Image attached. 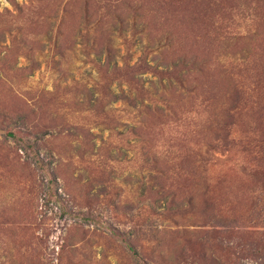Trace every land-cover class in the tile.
Instances as JSON below:
<instances>
[{
	"label": "rangeland",
	"instance_id": "1",
	"mask_svg": "<svg viewBox=\"0 0 264 264\" xmlns=\"http://www.w3.org/2000/svg\"><path fill=\"white\" fill-rule=\"evenodd\" d=\"M261 197L264 0H0V264H264Z\"/></svg>",
	"mask_w": 264,
	"mask_h": 264
},
{
	"label": "trees",
	"instance_id": "2",
	"mask_svg": "<svg viewBox=\"0 0 264 264\" xmlns=\"http://www.w3.org/2000/svg\"><path fill=\"white\" fill-rule=\"evenodd\" d=\"M148 66L145 65V68H147ZM181 81V78H180ZM180 83V82H179ZM150 95V94H149ZM151 102L153 101L154 104L159 103V104H164L166 102V99L164 97H160L158 95H156L155 93H151ZM165 108L171 113L172 112V108L168 105H165ZM155 161V160H154ZM152 161L149 166L151 167L152 170L154 171H159V167L156 165V162ZM162 171V170H161ZM264 197H261V202H264ZM257 263V262H256ZM258 264V263H257Z\"/></svg>",
	"mask_w": 264,
	"mask_h": 264
}]
</instances>
